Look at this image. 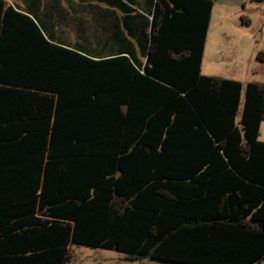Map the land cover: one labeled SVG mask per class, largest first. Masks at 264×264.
<instances>
[{
  "label": "trees",
  "instance_id": "16d2710c",
  "mask_svg": "<svg viewBox=\"0 0 264 264\" xmlns=\"http://www.w3.org/2000/svg\"><path fill=\"white\" fill-rule=\"evenodd\" d=\"M212 7L155 0L142 66L0 0V264L264 260V86L201 75Z\"/></svg>",
  "mask_w": 264,
  "mask_h": 264
},
{
  "label": "crops",
  "instance_id": "0c3cea01",
  "mask_svg": "<svg viewBox=\"0 0 264 264\" xmlns=\"http://www.w3.org/2000/svg\"><path fill=\"white\" fill-rule=\"evenodd\" d=\"M2 1L33 19L46 38L53 43L86 56L127 55L132 57L137 65L145 64L150 32L149 19L155 0H102L106 7L104 10L98 6L99 2L103 3L101 0H46L43 3H49L50 7L44 4L41 17L32 12L35 0ZM19 4L28 7L22 10L18 8L21 7ZM53 6L56 9L52 10ZM87 21H92L97 26L94 37L85 35ZM209 30L210 21L201 60V75L231 79L221 74L220 66L225 65L215 57L212 58L210 52L207 53ZM90 40H94L93 45L89 43ZM233 81L241 83L237 79Z\"/></svg>",
  "mask_w": 264,
  "mask_h": 264
},
{
  "label": "rangeland",
  "instance_id": "374dc122",
  "mask_svg": "<svg viewBox=\"0 0 264 264\" xmlns=\"http://www.w3.org/2000/svg\"><path fill=\"white\" fill-rule=\"evenodd\" d=\"M43 1L46 0H35L32 6L33 14L38 17L44 12V4L50 7L49 3ZM210 1L213 7L210 14L207 53L210 52L212 58L215 57L225 65L220 66L221 74L231 78L228 80L237 79L243 85L252 83L264 86V63L257 60L258 53H264V1ZM19 6L22 10L28 7L20 4ZM98 6L103 10L106 8L104 2H99ZM53 9H56L55 6ZM242 21L246 23L243 24ZM96 27L94 22L87 21L85 35L94 37ZM93 41L90 40L89 43L93 45ZM259 141H264V120L260 124ZM69 257L68 264H165L147 258H129L113 251L86 247L70 246ZM260 264H264V260Z\"/></svg>",
  "mask_w": 264,
  "mask_h": 264
}]
</instances>
